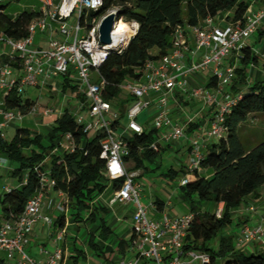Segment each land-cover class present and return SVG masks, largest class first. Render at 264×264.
Listing matches in <instances>:
<instances>
[{"label":"built area","instance_id":"2783aa9c","mask_svg":"<svg viewBox=\"0 0 264 264\" xmlns=\"http://www.w3.org/2000/svg\"><path fill=\"white\" fill-rule=\"evenodd\" d=\"M41 11L40 17L28 26V37L16 40L0 36V52L19 64L14 69L5 66L0 71V94L6 97L14 88L20 92L25 88H42L48 86L58 76H67L71 81L75 76L80 83V92L85 101L81 102L75 118L83 128L84 134L102 133L101 157L106 161L105 176L112 183L122 180V186L112 191L109 201L114 205H135L132 214L135 241L132 246L136 253L130 258H122L118 264H221V259L213 261L211 254L186 248L190 234L193 214L172 217L156 207V217H148V209L141 203L136 185V174L128 171L125 157L129 155V139L135 134L141 135L151 131L149 127L138 123V117L144 109L156 104V116L152 122L153 130L160 131L151 149L161 151L162 145L178 146L187 138V130L194 123L193 117L185 122L174 121L170 116L169 99L176 90L186 92L189 98H200L215 113L210 119L209 128L203 137L219 140L226 132L224 121L226 114L236 105L237 98L226 93L225 89L236 79V69L225 66V61L232 57L242 59V50L247 41L256 33L264 30V0H251V3L240 20L227 17L225 26L216 25V19L208 17L197 26H178L172 34V46L162 57L148 60L140 71V78L127 80L121 84L123 93L133 98V103L125 113L127 125L120 124L121 113L114 104L105 100L103 92L107 86L101 74V67L110 54L120 53L126 48L139 30L136 21L126 19L123 22L124 32L117 34L123 17L116 22L111 32V43L100 42V26L111 14L121 12V6L115 4L109 12H101L104 0H36ZM41 35L45 46H38L35 37ZM210 69L217 82L214 93L203 89L188 91L189 78ZM21 74L17 78L14 76ZM219 96L222 97L219 100ZM4 105V102L2 104ZM87 110V116L80 113ZM37 113V105L29 115ZM46 110L45 116L52 115ZM27 114V115H28ZM25 114L19 110L6 111L4 124L0 125V137L4 138L3 128L10 123L21 120ZM120 131V134H119ZM63 142V143H62ZM60 147L62 151L75 150L73 137L67 134ZM58 149V150H61ZM206 145L201 137L191 141L188 169H199V162ZM53 153H57V150ZM2 165H9L8 159H1ZM189 176L181 180V186L187 184ZM55 182L46 173H41L37 192L27 201L21 215L5 221L0 225V257L11 264H61L65 259V251L59 246L65 233L57 234L58 244L53 253L48 254L46 263L32 258L26 251L34 227L43 221L47 228H52L55 219L52 215H43L45 207L49 214L54 210L65 213L67 206L48 201ZM5 192H11L6 189ZM65 199L63 193H57ZM253 210V209H252ZM217 210V216H221ZM236 249H245L248 245L259 247L264 252V219L256 226H244L236 238Z\"/></svg>","mask_w":264,"mask_h":264},{"label":"trees","instance_id":"16d2710c","mask_svg":"<svg viewBox=\"0 0 264 264\" xmlns=\"http://www.w3.org/2000/svg\"><path fill=\"white\" fill-rule=\"evenodd\" d=\"M13 1L0 0V36L22 40L28 37V26L40 17L41 11L33 8L8 14L4 3ZM113 3L121 6L122 17L139 24V30L129 45L120 53L110 54L100 69L107 82L104 98L114 104L122 118L133 103V98L123 96L121 84L139 79L140 71L148 60L168 53L172 46V34L178 26L194 27L208 17L216 19L221 13L228 12L240 20L249 7V3L243 0H104L101 12H105ZM259 36L264 37V30H261ZM155 48L159 50L158 56L150 54ZM242 54L241 66L236 68V79L230 84L233 91L231 94L237 98V102L226 114V132L218 141L206 147L199 169H188L187 173H183L184 178L190 175L195 177L194 180L189 177L187 184L181 186V200L188 205L189 213L193 214L186 248L209 253L213 261L221 259V264H264V252L238 250L234 247L233 239L227 235H222L218 253L210 246L211 241L232 224L234 212L243 205L244 200L264 186V142L249 149L243 145L239 136L241 127L251 116L264 113V81L249 83L248 67L257 65L259 60L248 45L243 48ZM5 66L17 70L20 68L9 57L0 61V71ZM62 86L64 90L72 88V93L82 102L85 101L84 95L78 91L77 86L72 85L67 76H64ZM208 87H217L213 77ZM4 105L5 111L19 110L27 115L36 103L25 97L24 91L14 88L5 97ZM197 125H191L190 129L197 128ZM67 134L72 135L75 150L53 153ZM155 134L157 131L151 130L141 135L135 134L127 140L129 155L125 161L127 165L134 163L132 168H128L129 172L140 169L146 172L145 163H153L161 154V151L151 149ZM104 138L102 133L84 134L70 109H66L55 121L49 141L28 128H18L10 141L0 137V154L11 162V175L21 183L20 187L0 195L5 221L22 214L27 201L39 189L41 173L44 172L55 182L52 191L65 195L69 218L77 227L81 228L82 224L87 226L88 223L91 224L90 228L97 227L88 240L101 256L99 243L95 244L96 237L106 242L114 233L108 226L110 211L97 204V201L105 192L117 190L123 183L122 180L111 183L105 176L106 161L101 157ZM48 158L50 163L46 165ZM177 174L173 169L169 170L172 178ZM199 204H223L224 208L218 217L217 209L203 210L198 207ZM155 207L163 212L165 203L158 199ZM65 221V217H59L53 227L62 229ZM135 238L134 234L129 242L115 238L117 247H120L119 253L125 255ZM74 252L79 257L83 255L77 248H74ZM0 264H7V261L0 257Z\"/></svg>","mask_w":264,"mask_h":264},{"label":"rangeland","instance_id":"374dc122","mask_svg":"<svg viewBox=\"0 0 264 264\" xmlns=\"http://www.w3.org/2000/svg\"><path fill=\"white\" fill-rule=\"evenodd\" d=\"M5 6H7V13L8 14H14V13H20L26 9H33V8H38L39 3L36 0H15L13 2H5ZM115 4L113 3L107 10L106 12H109L114 8ZM126 17H123L122 20V25L123 22L126 20ZM249 43L252 44L254 52L258 54L259 56V63L255 66L259 69H264L263 63H264V57L261 58L260 53L262 50L263 46V41L261 43H257V37L254 36L250 38ZM5 52V49L3 50ZM1 54V52H0ZM253 68V67H251ZM208 71V72H207ZM209 71L210 69L204 70L201 73L206 74L209 77ZM21 74L17 73L14 77L17 78ZM250 69H248V78L250 76ZM208 79V78H207ZM64 76H59L56 78V80L53 81V83L50 86H45L40 89L37 88H25L26 92L25 95L26 97H30L33 101L36 102L37 105V113L35 114V117H38L37 115H42L46 110H52L53 113L52 115L57 116L60 113L64 112L65 109H70V108H77L80 110L81 108V103L73 97V91L72 88H67L64 90L62 84H63ZM255 81L251 80L250 83H254ZM72 85L78 87V91L80 92V83L77 81L76 74L75 76L72 77ZM230 95L231 92H227ZM125 98L128 96L127 94L124 93L123 95ZM3 100V96L0 95V104ZM193 101V102H192ZM189 103H182V107L184 110L183 115L188 116L190 112L193 111V108L199 107L200 105V99H194ZM195 101V102H194ZM171 103V99H169V106ZM155 105H151L148 108L144 109L142 114L138 117V123L142 126H147L150 128V130H153L151 127L152 122L156 116V109ZM87 110H83L80 113L81 117H86L87 116ZM215 111H213V114ZM32 118L30 117V120L35 121L37 118ZM127 119L124 117L121 119L120 124L123 126L127 125ZM37 126H36V125ZM40 126V123H28L26 124V128H35ZM18 128L23 127L24 125L17 124L16 125ZM43 126V125H41ZM16 128H8L4 129L3 132L5 135H7V138L9 140H12L15 136L16 133ZM120 134V131H119ZM158 136V134H155V138ZM239 136L240 139L243 143V145L246 148H255L259 144L264 142V113H258L257 115L251 116L250 119L246 123L243 124L239 131ZM218 141V140H216ZM178 147L176 146H173ZM176 159L180 162H184L187 164L185 158L182 160L181 156H177L178 153H173L172 154ZM10 162V161H9ZM161 164H163L161 166ZM176 161L173 159H168L167 156H165L163 153L157 157V159L152 163V162H146L145 167L147 171L145 172L144 169H140L137 171L136 174V185L139 190L140 194V200L141 203L148 209V217L150 219L156 217L154 214V202L157 199H160L161 201L165 202L166 204H170L167 206L165 212L172 216V217H181L186 214H189V207L186 203H184L181 200V180L183 179V174L179 172L175 178H172L169 176V170L172 166L175 167ZM189 164V162H188ZM128 168H132L134 166V163H129ZM4 182H6V179ZM112 197V193L108 190L104 195H103V200L105 202H108L110 198ZM207 204H199L198 207L200 206L202 209L206 207ZM1 208V206H0ZM112 212L109 213L108 215V220L112 221V224L110 225L111 229L113 230V233L107 240L106 244H109L115 239L118 238L119 240H122L125 237V234L133 229V222H132V214H133V209L124 208L121 205H114L111 206ZM125 212V216L123 220L120 221H113L115 216L119 213ZM243 216L244 217H250L249 221L244 223L243 222ZM158 218V216L156 217ZM259 223H256L254 214L252 212H246L243 214H238L237 212L234 213L233 215V222L231 225L227 227V229L219 234L216 238H214L210 246L212 249H214L217 253L220 251V241L222 235H227L228 237H231L233 239V244L234 247L236 244V238L237 236L241 233L242 226H256ZM91 224L81 225V228H74L73 230H70V228L67 230L68 233L72 234L74 236L73 241L75 242V248L78 250L82 251L83 253V258H80L81 262L80 264H94L96 259H99L103 262H107L104 258L98 257L97 252L94 248L93 245L89 243V233L86 232V228H90ZM127 242H129V236H126L124 238ZM72 239L69 240V242H73ZM99 237H96L95 239V244L100 243ZM251 245H248L245 247L250 248ZM120 247L118 246L116 251L114 253H106V258L110 259V262H115V257L114 255L116 252H119ZM243 249V250H245ZM136 253V249L134 246L130 245L126 249L125 253V258L128 259L131 256H133ZM98 257V258H96ZM101 258V259H100ZM120 260V259H119ZM117 259L116 262H119ZM10 264V263H7ZM197 264V263H196Z\"/></svg>","mask_w":264,"mask_h":264},{"label":"crops","instance_id":"0c3cea01","mask_svg":"<svg viewBox=\"0 0 264 264\" xmlns=\"http://www.w3.org/2000/svg\"><path fill=\"white\" fill-rule=\"evenodd\" d=\"M243 1H247L249 3V5L251 3V0H243ZM233 16H234V14L232 12L221 13L218 16V18L216 19V21H215L216 25L220 26V27L225 26L227 21H222V19L226 20L227 17H233ZM260 32L261 31H259L258 33H256V35H254V36L257 37V43H261L262 41L264 42V37H260L259 36ZM249 40L247 41V45L254 52L253 46H252V44L249 43ZM35 42H36V44L38 46H45L44 38L41 35H37L35 37ZM262 47L263 48H262L261 53H260L261 58L264 57V43H263ZM254 53L256 54V52H254ZM5 54H4V52H2L0 54V61L7 57ZM150 54L153 55V56H158L159 55V50L157 48L152 49L150 51ZM256 56L258 57V60H259L258 54H256ZM240 61H241V59H238L236 57H232V58L227 59L225 61V66H227V65L233 66L236 69V68L241 66L240 65ZM255 66L256 65H251V66L248 67V69H250V73H251V75H250L251 77L248 78L249 83L251 82V80H253L255 82L264 81V69H259V68L255 67ZM263 66H264V63H263ZM251 67H253V68H251ZM211 77H212L211 71H209V77L205 73L202 74L200 72L199 74L194 75V76L189 78V81H188V84L186 86V89L188 91H191L192 89H203L207 93L208 92L209 93H214L215 89L208 87V82H209ZM56 78H54L48 86H50L53 83V81L56 80ZM29 88H31V87H29ZM37 89H40V87L37 88ZM225 91H226V93L227 92L233 93V91H231L230 85H228L226 87ZM25 92H26V90L24 89V96L26 97ZM0 95H2V94H0ZM2 96H3V100H2V102L0 104V125L4 124V122H5L4 113L6 112L4 110V106L2 105L3 102H4L5 97H4V95H2ZM73 97L76 98L80 103L82 102L76 95L73 94ZM27 98H30V97H27ZM170 99H171V103H170V106H169V111H170V116H171V118L174 121L182 123V122H185V120L188 117H193L194 118V123L192 125H195V124L197 125L198 124L197 128L193 127L192 129H190L191 127H189V129L187 130V134H186L187 138L183 139L180 142V145H178V147L174 148L173 145H162V147H161V154L163 153L165 156L168 157V159H173L174 161H176L175 167L172 166L170 168V170L173 169L175 172H177V173L181 172L183 174L184 172H186V173L188 172V168H187L188 167V160H186L187 164L184 163V162H180L172 154L173 153H178L177 156L180 155L182 157L181 158L182 160H184L185 158L188 159L189 158V151H190L191 141L193 139H195L197 136L201 137V142L203 141V143L206 145V147L208 145H212L213 143L216 142V140H214V139H207V138L203 137L204 131H206L209 128V126H210V119H211V117L213 115V111L214 110L210 106L205 105L202 102V99L196 98V99H200L199 107L193 108V111L190 112V114L188 116H185V115H183L184 110H183V107H182V103H189L192 100H194V98L193 99L189 98L188 95L186 94V92H183V91H180V90H176V92L174 94V97L173 98L171 97ZM221 99H222V97L219 96V100H221ZM153 104L156 107L155 103H152L151 105H153ZM65 110H64V112H65ZM77 110L78 109L75 108V107L74 108H70V112H71V114L73 116H75ZM64 112L60 113L57 116H54V115L45 116L44 114H42L40 116L37 115L38 117H35L36 115H29L28 114V115L24 116L21 120H17L15 122L10 123L9 125L5 126L3 128V130L15 127L16 128L15 131H17V129H18V127L16 126L17 124H21L22 123V125H24V126L21 127V128H26V126H25L26 124L32 123V122H35V123L37 122V123H40V126L38 125V127H35L33 129L28 128V127L27 128L32 130V131H35V132L41 134L46 141H49L51 139V137H52V128H53V125H54L55 121L57 119H59L64 114ZM31 116H32V118L35 117L37 119H35V121L30 120ZM41 125H43V126H41ZM3 134H4V132H3ZM157 134L159 136L160 131H157ZM158 136H156V137H158ZM4 139L10 141L7 138V135H5V134H4ZM58 149H61V148L58 147L54 151L57 150V153L62 151V149L61 150H58ZM204 151H206V149ZM1 159H6V157H4L3 155L0 154V161H1ZM49 163H50V158H48L46 160V165H49ZM162 165L163 164H161V166ZM12 167L13 166H12L11 162H9V165H7V166L6 165H2L0 163V195L5 193L6 189H14L16 187H20L21 186V183L19 182V179L14 178L11 175V172L13 170ZM134 173H137V171L134 172ZM183 176H184V174H183ZM189 177L192 180H194V178H195L194 176H191V175ZM3 179H6V182H4L5 180H3ZM109 191L112 193L111 190H109ZM103 195L99 198V200L97 201V204L105 207L110 212H112V208L109 205V201L110 200L108 202H105L103 200ZM49 200H53L54 203L57 204V205H64L65 204V199L60 197L57 193H50L48 195V201ZM154 205H155V202H154ZM169 205L170 204H166L165 203L164 211L166 210L167 206H169ZM123 207L126 208V210H127V208H129V209L130 208L131 209L135 208V205H128V206H123ZM223 208H224L223 204H219L217 206L206 205V207H204L203 210H206V209L215 210V209H217V210H221L222 211ZM134 210L135 209H133V211ZM235 212H237L238 214H240V213L243 214V213H246V212H252L254 214L256 223H260V221H262V219H264V186L261 187L257 191V193H255V194H253L251 196H248L244 200L243 205L240 208H238ZM43 215H52L53 218L55 219V221L57 219H59V217H62V216L65 217L66 218L65 227L62 228V229L54 228V227L47 228L44 225L43 221H40L34 227L30 242H29L28 246L26 247L27 253L32 258H34L35 260H37L39 262L46 263L48 261V254L53 253L55 251V249H56V246L59 244V246H61V248L65 251V259H64V261L61 264H80V262H81L80 258H83V255L80 256V258H78L79 257L78 254L76 252H74V248H75L74 247L75 246V242L73 241L74 236L67 232V230L69 228H70V230H73V227L74 228L76 227L78 229L77 224H75L69 218L68 208L65 211V213H60L58 210L54 209L49 214V212L47 211V208L45 207ZM124 216H125V212L119 213V214H117L115 216L113 221L117 222V221L123 220ZM243 218H244L243 219L244 222H248L249 219H250V217H244V216H243ZM3 222H5V218L3 217L2 212H1V208H0V225ZM111 224H112V221H109L108 226L110 227ZM96 230H97V227L88 228V229L86 228V232H88L89 234L95 233ZM61 232L65 233L64 239L61 242H59L58 244H56V242H55L56 236H57V234H59ZM132 235H133V232L131 230V231H129V232H127L125 234V237L129 236V241H130V239L132 238ZM71 239H72L73 242H69V240H71ZM105 244H106L105 241H101L99 243V246H100L99 252L101 253V256H99L98 254L97 255H98V257L104 258L107 262H103V261H101L99 259H96L94 264H118V262H116L117 259L119 260V259L125 258V255H122L121 253L116 252V254L114 255V257H115L114 261L115 262H110V259L106 258L105 255L108 252L109 253H114V251H116V249H117V243H116V241L113 240L110 243V245L109 244L105 245ZM251 251H259V247L255 246V245H251L250 248L248 247V248H246L244 250V252H251ZM45 252H47L48 254H46ZM98 257H96V258H98Z\"/></svg>","mask_w":264,"mask_h":264},{"label":"water","instance_id":"95a60500","mask_svg":"<svg viewBox=\"0 0 264 264\" xmlns=\"http://www.w3.org/2000/svg\"><path fill=\"white\" fill-rule=\"evenodd\" d=\"M123 13L118 12L116 14H111L107 16L100 26V42L104 45H108L111 43V32L116 25V22L120 17H122Z\"/></svg>","mask_w":264,"mask_h":264},{"label":"bare ground","instance_id":"6f19581e","mask_svg":"<svg viewBox=\"0 0 264 264\" xmlns=\"http://www.w3.org/2000/svg\"><path fill=\"white\" fill-rule=\"evenodd\" d=\"M124 29L125 28L123 25H119V30H118L117 34L123 33L125 31Z\"/></svg>","mask_w":264,"mask_h":264}]
</instances>
